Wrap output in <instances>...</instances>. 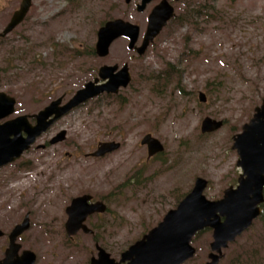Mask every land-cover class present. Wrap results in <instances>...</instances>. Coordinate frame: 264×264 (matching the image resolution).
I'll return each instance as SVG.
<instances>
[{
    "label": "rangeland",
    "instance_id": "374dc122",
    "mask_svg": "<svg viewBox=\"0 0 264 264\" xmlns=\"http://www.w3.org/2000/svg\"><path fill=\"white\" fill-rule=\"evenodd\" d=\"M160 1L140 12L141 0H33L25 20L0 44V91L16 99L22 116L62 96L65 103L105 64L129 63L132 74L127 87L74 108L19 159L0 167V228L10 229L29 211L31 226L20 242L36 252V264H91L98 245L119 258L177 207L197 177L208 180L209 199H220L243 173L233 137L264 102V0H209L216 11L208 22L196 27L170 21L142 55L125 37L107 56L96 54L98 30L110 19L140 25V45ZM20 2L0 0V31ZM169 63L179 67L181 80L160 95L147 78ZM206 116L225 124L203 133ZM65 130L67 137L51 144ZM147 133L165 146L150 161L141 144ZM111 140L121 147L91 156L100 142ZM43 143L48 148L37 149ZM85 193L105 199L109 212L88 219L96 236L70 237L65 209ZM212 241L211 228L197 233L196 254L184 264L211 261ZM219 264H264V213L223 249Z\"/></svg>",
    "mask_w": 264,
    "mask_h": 264
},
{
    "label": "water",
    "instance_id": "95a60500",
    "mask_svg": "<svg viewBox=\"0 0 264 264\" xmlns=\"http://www.w3.org/2000/svg\"><path fill=\"white\" fill-rule=\"evenodd\" d=\"M151 1L141 0L137 4L138 11H145ZM32 5L33 0H21L19 8L14 11L1 35L8 34L24 21ZM175 16L174 6L169 0H161L148 16L147 28L140 45H137L141 35L140 25L120 18L108 20L98 30L96 53L99 56H107L113 42L120 37H126L130 40L129 48L136 49L137 53L142 55ZM101 79L104 83H100ZM131 80L132 74L128 63L121 68L118 64H105L100 67L99 77L87 82L68 101L63 103V96L59 97L41 110L36 115V125L28 122L27 115L0 123V167L19 159L52 122L102 92L117 93L120 88L127 87ZM206 99V94L201 91L200 100ZM15 103L14 97L0 91V119L14 113ZM51 115L53 118L47 121ZM224 124L223 119L206 116L201 124V131L213 132ZM23 131L27 133L26 136L23 135ZM65 137L66 130L59 133L52 142L62 141ZM233 139V148L237 149L239 154L237 164L243 169L237 187L226 189L220 199H209L204 194L209 184L208 180L197 177L193 188L177 207L170 209L155 227L124 250L119 260L98 245L99 253L91 258V264H184L194 257L197 251L192 239L206 228L213 230L212 251L209 254L211 261L207 264H219L223 257V249L252 225L260 215V206L264 203V103L255 108L251 120L243 125V130ZM141 144L147 146L149 159L165 150L164 143L152 133H147ZM120 147V141H104L90 154L102 157ZM92 198L91 194L74 197L66 207L68 218L65 227L68 236L73 237L80 230L86 233L94 232L87 225L86 219L93 213L106 212L108 206L102 200L90 202ZM29 227L27 215L23 222L13 229L10 247L0 264H36L37 254L33 250H24L20 255L22 245L16 241Z\"/></svg>",
    "mask_w": 264,
    "mask_h": 264
},
{
    "label": "flooded vegetation",
    "instance_id": "af4514ba",
    "mask_svg": "<svg viewBox=\"0 0 264 264\" xmlns=\"http://www.w3.org/2000/svg\"><path fill=\"white\" fill-rule=\"evenodd\" d=\"M169 2L174 6V9H175V14H176V16L174 17V18H176V17H178V18H180V17H184L185 16V14L187 13V12H195V14H196V16H197V18L195 19V20H198V22L199 21H201L202 19L204 20V18L206 17V15H204L205 14V12L207 11V10H209V9H214L215 8V6L213 5V3L212 2H210L209 0H169ZM177 4H180V5H182V8H181V11H177V8H176V6H177ZM19 7H17L16 9H18ZM154 8V7H153ZM15 9V10H16ZM183 9H184V11H183ZM14 10V11H15ZM14 13V12H13ZM150 14V13H149ZM13 15V14H12ZM12 18V17H11ZM173 18V19H174ZM182 19V18H181ZM11 20V19H10ZM10 20H9V22H10ZM8 22V23H9ZM23 22V21H22ZM21 22V23H22ZM197 22V25L198 24H200V22L198 23ZM8 23L7 24H5V26L3 27V29L0 31V44L1 43H5V42H7V40H8V36L11 34V33H13V31L15 30V28L17 27H15L11 32H9L8 34H6V35H1V33L5 30V28L7 27V25H8ZM20 23V24H21ZM19 24V25H20ZM142 43V42H141ZM134 50H136V49H134ZM95 52H96V49H95ZM97 54V53H96ZM98 55V54H97ZM100 57H102V56H100ZM126 64V63H125ZM114 65H116V64H114ZM119 65V64H118ZM128 65H129V63H128ZM120 66V65H119ZM123 66V65H122ZM122 66H120V68L122 67ZM130 67V66H129ZM99 70H100V68H99ZM117 71H119V69L117 70ZM116 71V72H117ZM98 75H99V73H98ZM97 77H99V76H97ZM97 77H95L93 80H95ZM100 83H104V80H100ZM86 84V83H85ZM105 93H108V92H105ZM52 102V101H51ZM50 102V103H51ZM88 102V101H87ZM49 103V104H50ZM64 103V102H63ZM264 103V102H263ZM46 107V106H45ZM44 107V108H45ZM43 108V109H44ZM43 109H40L37 113H35V114H23V115H27L28 116V122L29 123H31V124H34V125H36V123H37V118H36V115L41 111V110H43ZM18 111V108L16 107V109H15V112L13 113V114H15V115H12V117H10V118H8V117H5V118H3V119H0V123H3V122H5L6 120H9V119H14V118H16V117H18V116H22L21 115V113H18L17 112ZM19 114V115H18ZM69 114V113H68ZM67 114H65L64 116H66ZM63 117V116H62ZM61 117V118H62ZM53 118V115H51L48 119H47V121H49V120H51ZM60 119V118H59ZM57 121V120H56ZM55 121V122H56ZM55 122H52L51 124H49L48 126H47V128H46V130L45 131H43L41 134H39L37 137H36V140L35 141H37L38 139H40V137H42L43 135H45L46 133H48L49 132V130L53 127V125L55 124ZM23 135L24 136H26L27 135V133L25 132V131H23ZM66 137H67V134H66ZM52 140V139H51ZM51 140H50V143H51ZM34 141V142H35ZM51 144H55V143H51ZM39 145V144H38ZM48 144H46V143H43V145H41V146H37L38 148L37 149H47L48 148ZM31 147V146H30ZM27 150H29V148L27 149ZM27 150H25V152L27 151ZM24 152V153H25ZM23 153V154H24ZM112 153V152H111ZM22 154V155H23ZM109 154V153H108ZM90 156V155H89ZM105 156H107V154L105 155ZM158 156V154H156V155H154V156H152L150 159L148 158V155H147V161H150L151 159H153V158H156ZM103 157V156H102ZM240 175H241V173H240ZM148 177H150V176H148ZM147 177V178H148ZM240 177V176H239ZM146 178V179H147ZM239 179V178H238ZM238 179L236 180V182L235 183H232V184H230V186L229 187H233V188H235V187H237L238 186ZM85 194H90V193H85ZM82 195H84V194H82ZM92 195V194H91ZM80 196V195H79ZM93 196V195H92ZM77 197V196H76ZM74 198V197H73ZM72 198V199H73ZM97 200H102V201H104L105 203H106V200L105 199H103V198H100V199H97V198H94V196H93V198L90 200V202H92V201H97ZM107 204V203H106ZM107 206H108V204H107ZM261 213H260V215L257 217V218H259L263 213H264V204H262L261 206ZM0 211H2V210H0ZM65 212H66V209H65ZM107 212H109V207L107 208V211L106 212H96V213H93V214H91V215H89L88 216V218L86 219V223H87V225L91 228V229H93V233H88V234H90V235H92V236H95V234H96V232H95V229L93 228V226L91 225V224H89L88 223V219H90V217H92V216H95V214L96 215H102V214H105V213H107ZM27 215H29V211L24 215V217H23V219H22V217L20 216L19 217V219L16 221V223L10 228V229H8V230H4V229H2V228H0V231L2 232V235H0V260H3L5 257H6V255H7V250H8V248L10 247V235H11V233H12V231H13V229L15 228V226L16 225H18L19 223H21V222H23V220L25 219V217L27 216ZM256 218V219H257ZM255 219V220H256ZM254 220V221H255ZM254 221H253V223H254ZM252 223V224H253ZM65 224H66V222H65ZM30 226H31V224H30ZM79 232H84L83 230H80ZM78 232V233H79ZM24 233L25 232H23L21 235H19L18 237H17V242L18 243H20L21 245H22V243L20 242L21 240H23V238H24ZM77 233V234H78ZM84 233H86V232H84ZM74 237V236H73ZM133 244V243H132ZM132 244H130L127 248H129ZM126 248V249H127ZM126 249H124V250H126ZM24 250H32V249H26V248H23V245H22V248L20 249V251H19V254L20 255H22V253H23V251ZM123 250V251H124ZM122 251V252H123ZM35 252V251H34ZM121 252V253H122ZM36 253V252H35ZM121 253H120V257H121ZM120 257L119 258H116L117 260H119L120 259Z\"/></svg>",
    "mask_w": 264,
    "mask_h": 264
},
{
    "label": "trees",
    "instance_id": "16d2710c",
    "mask_svg": "<svg viewBox=\"0 0 264 264\" xmlns=\"http://www.w3.org/2000/svg\"><path fill=\"white\" fill-rule=\"evenodd\" d=\"M210 11H213V12H215L216 11V8H214V9H209V10H207L206 12H205V14L204 15H206V17L204 18V22H208L210 19H211V13H210ZM217 15V14H216ZM223 15L222 14H219V15H217L216 16V18H217V21H221L222 19H223V17H222ZM182 18V19H181ZM197 18V16H196V14H195V12L193 11V12H187L186 14H185V16L184 17H180V18H178V17H176V18H174L172 21L174 22V23H178L179 25H183V24H187V25H189V26H196V27H198V26H200V24H198L197 25V22H198V20H195ZM106 22V21H105ZM104 22V23H105ZM200 22V21H199ZM198 22V23H199ZM148 81H150L151 82V84H152V88H153V90L156 92V93H158V94H160V95H162V94H164L165 93V90H166V87L167 86H169V85H172L173 83H175L176 82V84L178 83V82H180V80H181V73H180V69H179V67L177 66V65H174V64H172V63H169L167 66H165V67H163V68H161V69H159V70H157V71H151L150 73H149V76H148ZM225 121V120H224ZM135 178H137V175H135ZM131 181V179L130 180H128V182L127 183H129ZM138 182V181H137ZM188 193V192H187ZM186 193V194H187ZM186 194H184L183 196H182V198L186 195ZM264 204V203H263ZM95 236H96V234H95Z\"/></svg>",
    "mask_w": 264,
    "mask_h": 264
},
{
    "label": "bare ground",
    "instance_id": "6f19581e",
    "mask_svg": "<svg viewBox=\"0 0 264 264\" xmlns=\"http://www.w3.org/2000/svg\"><path fill=\"white\" fill-rule=\"evenodd\" d=\"M126 38V37H125Z\"/></svg>",
    "mask_w": 264,
    "mask_h": 264
}]
</instances>
